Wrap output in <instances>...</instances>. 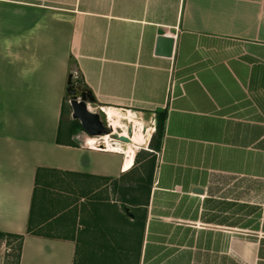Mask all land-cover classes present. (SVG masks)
<instances>
[{"label": "crops", "instance_id": "0c3cea01", "mask_svg": "<svg viewBox=\"0 0 264 264\" xmlns=\"http://www.w3.org/2000/svg\"><path fill=\"white\" fill-rule=\"evenodd\" d=\"M70 81L88 110L154 121L137 264H264V0H0V233L24 237L19 264H76L75 239L35 232L43 176L130 168L68 114Z\"/></svg>", "mask_w": 264, "mask_h": 264}, {"label": "rangeland", "instance_id": "374dc122", "mask_svg": "<svg viewBox=\"0 0 264 264\" xmlns=\"http://www.w3.org/2000/svg\"><path fill=\"white\" fill-rule=\"evenodd\" d=\"M77 78L79 82L78 73ZM77 87L74 86L75 89ZM65 107L71 116L68 94ZM91 108V113H98L95 106ZM68 114L64 113L62 119L63 131L69 124ZM99 115L105 124L103 115ZM144 146L142 148L148 149V146ZM141 153L143 151L139 149L136 155ZM145 164V157L142 155L138 162L134 161L128 173L113 182L65 174H46L40 179L33 204L32 220L41 224L35 232L75 239L76 264H137L140 226L126 223L123 211L126 208L135 212V208L127 204L121 206L118 201L132 197L144 200L142 191L134 193L132 190L136 189V180L142 175ZM5 240L3 241L8 244L9 240Z\"/></svg>", "mask_w": 264, "mask_h": 264}, {"label": "bare ground", "instance_id": "6f19581e", "mask_svg": "<svg viewBox=\"0 0 264 264\" xmlns=\"http://www.w3.org/2000/svg\"><path fill=\"white\" fill-rule=\"evenodd\" d=\"M89 108L93 109L91 107ZM104 112L109 121L112 132L106 135L105 138L103 137V139L101 140L103 142V144L101 143L103 145L102 148H104L105 150H107L106 148H108L112 152L123 154L125 156L124 166H133L136 153L139 149H142V146L144 145L152 126L148 125L147 119H143L144 122L141 123L140 121H138V119L135 118V116L126 111L105 108ZM126 123L134 125L131 136L128 134V126L126 125ZM119 129H121V132L119 131ZM111 134H116L119 137L127 138L129 142H112ZM101 144L100 142H96L93 144V146H97V148H99Z\"/></svg>", "mask_w": 264, "mask_h": 264}, {"label": "trees", "instance_id": "16d2710c", "mask_svg": "<svg viewBox=\"0 0 264 264\" xmlns=\"http://www.w3.org/2000/svg\"><path fill=\"white\" fill-rule=\"evenodd\" d=\"M73 80L75 81L76 79H74L73 76H72V81ZM164 117H165L164 114L157 116L158 119L159 118H163L164 119ZM74 126H75V128H80V126H79V124L77 122L74 124ZM163 129H164L163 122L161 120L160 121L158 120L157 123H156V129H155L154 136H156L158 139H161V137L163 135ZM154 136H153V138H154ZM159 149H160L159 145L156 146V147H153V144L152 145L150 144L149 150L151 152L143 151V153L136 155L135 161L138 162L140 160L141 156L143 155L145 157L146 164L142 168V175L140 174V176L136 180V182H137L136 183V189L132 190V191L134 193H136L137 191H142L143 194H144V200L141 201V200H139L137 198H134V197H132L129 200H126V198H123V199L118 201V203L121 206H124L125 204H127V205H129L131 207L142 209V207H145L147 205L149 192H150V187H151L152 179H153V173H154V169H155L156 154L159 153ZM143 172L145 173L144 177H143ZM38 175H39V170L36 173V182H37ZM83 177H89L90 178L91 176L83 175ZM123 194H126V193L123 192ZM125 216H124V221L126 223L130 224L131 222ZM132 224L137 225L135 222H132ZM139 225L140 224H138V226ZM140 226H142V224ZM27 234L34 235L32 233V230H31L30 226H28ZM5 238L7 240H9L8 244H10L13 247L12 249H13V252H14V254L11 255L9 264H19V253H20V249H21L24 237L23 236L8 235V234L0 233V239H5Z\"/></svg>", "mask_w": 264, "mask_h": 264}, {"label": "water", "instance_id": "95a60500", "mask_svg": "<svg viewBox=\"0 0 264 264\" xmlns=\"http://www.w3.org/2000/svg\"><path fill=\"white\" fill-rule=\"evenodd\" d=\"M173 49V40L171 38L163 37L158 38L156 42L155 54L157 56H165L170 57ZM67 94L69 96V104L72 110V119L77 120L84 133H86L90 137H102L104 135L110 134L111 128L106 127L101 119L99 114L91 113L88 110L86 99L82 96L77 89H75L71 85V81L69 82ZM132 127H128V134L132 135ZM116 135V134H115ZM120 142L128 143L129 140L124 137L115 136ZM124 214L133 219V216L130 214L129 210L123 208Z\"/></svg>", "mask_w": 264, "mask_h": 264}, {"label": "built area", "instance_id": "2783aa9c", "mask_svg": "<svg viewBox=\"0 0 264 264\" xmlns=\"http://www.w3.org/2000/svg\"><path fill=\"white\" fill-rule=\"evenodd\" d=\"M72 76L74 79H77V72H74L72 74ZM96 109L98 111V114L103 115L104 120H105V126L110 128V124H109V121L106 117L104 109L102 107H96ZM151 126L152 127L154 126V121H152ZM119 131L121 132V129H119ZM115 136H117V135L111 134V141L112 142H120ZM99 138H101V137H99ZM101 151H105L104 148H101ZM156 157L157 158L159 157L158 153L156 154ZM5 239H0V241H2L0 243V264H9V262H8L9 257L11 258L10 253L13 252L12 246L10 244H7V242H5L6 241ZM3 240H5V241H3ZM9 247H10V249H9Z\"/></svg>", "mask_w": 264, "mask_h": 264}]
</instances>
